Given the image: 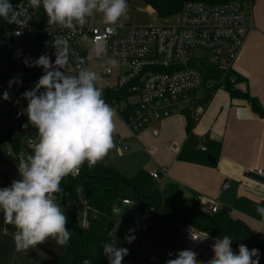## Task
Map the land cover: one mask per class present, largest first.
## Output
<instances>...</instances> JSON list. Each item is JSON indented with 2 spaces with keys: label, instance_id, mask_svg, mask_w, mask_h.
Returning <instances> with one entry per match:
<instances>
[{
  "label": "built area",
  "instance_id": "obj_1",
  "mask_svg": "<svg viewBox=\"0 0 264 264\" xmlns=\"http://www.w3.org/2000/svg\"><path fill=\"white\" fill-rule=\"evenodd\" d=\"M12 5L21 20L28 18L24 27L0 18V52L6 54L0 59V76L8 87L9 97L0 107V188L8 187L13 180L20 178L19 156L21 153L30 154L29 142L36 139L29 131L20 133L19 110L24 90H32L37 83L34 61L39 57L32 50L30 38L38 30L40 9H31L28 0H17ZM253 5V0H233L218 5L188 2L175 22L168 25H155L153 21L157 12L148 6L151 21L146 27L121 25V22L107 25L102 14L94 13L83 26L68 29L46 24L44 32L51 47L57 40L63 42L67 57L64 68L70 74H76L81 68L88 69L87 45L98 61L117 63L122 72L111 89L127 88L128 93L139 99L135 110L125 120L135 135L154 121L190 111L197 123L205 107L199 106L197 93L200 90L204 91V101L207 102L216 91H227L229 85L235 87L233 66L255 28ZM206 65L216 70L219 77L205 80ZM103 75L112 76L113 69L106 67ZM111 107L120 113V106ZM153 135L157 136L158 131L154 130ZM118 142L127 150L122 141ZM251 172L264 180V169ZM149 174L164 190L166 169ZM79 176L80 173L65 178ZM55 195L65 213L76 218L80 230L90 229L95 221L111 226L113 235L101 249V256L108 264L103 247L110 242L128 249L122 264H165L184 249L195 251L197 259L205 264L214 255L212 244L216 238L189 224H171L163 214V207H144L124 198L110 210H98L91 206L81 189L75 193L61 189ZM204 200L202 196L192 200L202 213L212 216L222 210L217 203L204 210L201 208ZM124 208L133 210L131 222L123 219ZM82 220L87 221L86 226H81ZM118 225L115 235L114 229ZM204 235L208 239L203 242L192 239ZM125 237L133 239L128 242Z\"/></svg>",
  "mask_w": 264,
  "mask_h": 264
},
{
  "label": "clouds",
  "instance_id": "obj_2",
  "mask_svg": "<svg viewBox=\"0 0 264 264\" xmlns=\"http://www.w3.org/2000/svg\"><path fill=\"white\" fill-rule=\"evenodd\" d=\"M28 4L33 10L43 8L49 26L60 25L68 29L85 25L94 13L102 14L107 25H116L121 18L127 19V0H28ZM19 16L9 0H0V18L24 27L28 17L21 20ZM62 43L57 40L52 44L54 62L48 55L34 61V66L43 69V75L23 96L28 101L24 110L28 117L25 127L33 125L37 129V138L29 142L31 153L19 156L20 178L8 187L0 188V212L4 222L16 229L13 238L17 251H27L49 239L62 247L68 244L71 238L66 227L68 218L55 194L61 191L65 177L79 175L85 163L89 168L96 166L114 147L115 110L97 86L100 76L85 68L76 74L68 73L64 68L67 57ZM8 98L5 92L4 99ZM256 211L264 216V207H257ZM86 223L82 220L81 226ZM118 227L114 229L115 235ZM112 235L110 232L109 236ZM125 239L131 242L133 238ZM192 239L203 242L208 236ZM232 242L228 235L216 238L212 244L214 255L206 264H259L258 249H249L241 243L237 253L231 247ZM103 254L109 264H122L128 249L110 242L104 244ZM165 264L205 262L197 259L195 251L184 249Z\"/></svg>",
  "mask_w": 264,
  "mask_h": 264
},
{
  "label": "crops",
  "instance_id": "obj_3",
  "mask_svg": "<svg viewBox=\"0 0 264 264\" xmlns=\"http://www.w3.org/2000/svg\"><path fill=\"white\" fill-rule=\"evenodd\" d=\"M16 1L9 0L11 4ZM253 2L255 28L233 66L232 76L237 81L234 89L255 99L264 111V0ZM86 51L88 69L100 76L97 86L112 88L122 72L117 63L98 61L89 45ZM106 67L113 69L112 76L103 75ZM197 97L199 106L205 107L191 134L187 132L186 115L178 114L154 121L134 135L126 125L127 118L120 114L128 106L136 108L139 99L134 96L122 103L120 113L115 112L114 147L107 165L127 178L141 171L166 169V185L178 186L182 200L192 202L202 196L204 210L217 203L264 243V216L256 211L264 207V180L251 172L264 169V114L256 113L248 100L233 98L225 90L216 91L207 102L203 90ZM15 231L0 212V264H53L66 252V246L52 239L27 251H17Z\"/></svg>",
  "mask_w": 264,
  "mask_h": 264
},
{
  "label": "trees",
  "instance_id": "obj_4",
  "mask_svg": "<svg viewBox=\"0 0 264 264\" xmlns=\"http://www.w3.org/2000/svg\"><path fill=\"white\" fill-rule=\"evenodd\" d=\"M233 0H127V4L142 2L146 6H151L161 19L176 17L188 2H204L209 5L225 4ZM254 1V0H253ZM39 27L37 32L30 38L32 50L38 55H48L55 61V51L45 36V26L47 16L43 8L39 11ZM5 53L0 52V59H4ZM206 79L218 78L219 73L205 66ZM43 75V69L37 66L35 77L38 79ZM0 90L8 94V87L4 85L0 76ZM103 98L110 105L120 106L127 102L132 94L128 89H102ZM25 91H29L25 89ZM43 91V89H41ZM227 91L233 98H243L248 100L253 110L263 115L264 111L258 102L248 94H242L229 85ZM7 100V99H5ZM27 99L22 96V104L19 110V131L24 134L26 131L32 133L37 138V129L28 124V117L24 110L27 107ZM135 106H128L121 112L123 118H128L133 113ZM187 117V132L192 133L195 122L189 112ZM108 155L96 166L89 168L85 163L80 169L78 178H64L61 182V189L70 193H75L81 189L89 199L92 207L98 210H110L121 199L128 198L144 206L163 207V214L167 220L175 225L177 223L189 224L198 230L207 232L214 238H222L225 235L233 239L231 247L238 252L239 244H245L249 249H258L260 253L259 264H264V243L260 241L250 229L239 221H234L226 209L208 216L198 210L193 202L182 200L180 188L173 184H167L161 190L159 182L154 181L150 174L141 171L133 178L123 176L119 171L107 165ZM67 228L71 232V238L66 245V252L63 256L55 259L53 264H108L101 256V249L104 242L108 240L111 226L103 221H95L90 229L80 230L78 222L74 216H70ZM255 259V258H254Z\"/></svg>",
  "mask_w": 264,
  "mask_h": 264
},
{
  "label": "rangeland",
  "instance_id": "obj_5",
  "mask_svg": "<svg viewBox=\"0 0 264 264\" xmlns=\"http://www.w3.org/2000/svg\"><path fill=\"white\" fill-rule=\"evenodd\" d=\"M147 7L148 6H146L142 2L132 3V4L128 5L127 19L121 18V21H120L121 25H129L131 27H146V26L150 25L151 17H150V14L147 12ZM149 7H151V6H149ZM175 20H176V17H172L169 19H161L158 17V14H157V16L154 17L153 22L155 25H168V24H173L175 22ZM198 54H202V53L198 52ZM0 92L2 94V95H0V106H2L4 104L3 101H6V100L4 99V97H3L4 94L2 93L1 90H0ZM1 97L3 99H1ZM132 212H133V210L131 208H124L123 213H122L123 219L128 221V222H131L132 221ZM66 216H67L68 222H69L70 216L67 214H66Z\"/></svg>",
  "mask_w": 264,
  "mask_h": 264
}]
</instances>
